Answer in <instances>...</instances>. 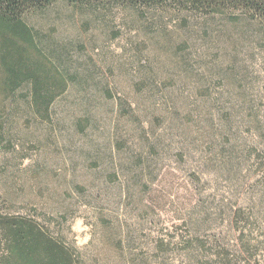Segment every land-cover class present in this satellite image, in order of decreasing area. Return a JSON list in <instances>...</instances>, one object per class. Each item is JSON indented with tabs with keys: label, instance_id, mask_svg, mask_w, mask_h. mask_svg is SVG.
<instances>
[{
	"label": "rangeland",
	"instance_id": "374dc122",
	"mask_svg": "<svg viewBox=\"0 0 264 264\" xmlns=\"http://www.w3.org/2000/svg\"><path fill=\"white\" fill-rule=\"evenodd\" d=\"M152 20L63 3L27 16L47 49L86 83L59 99L53 126L38 121L17 93L0 145V197L15 214H65L61 231L89 264L223 263L183 250L182 238L190 237L184 218L203 203L211 215L205 239L217 236L232 258L264 264V35L255 24L221 18ZM146 58L165 77L175 76L166 83L173 85L170 99L196 106L195 158L181 162L176 143L165 137L162 152H170H161L155 170L154 208L141 212L117 197L97 210L88 203L98 177L89 171L91 161L101 157L103 165L117 166L112 142L122 141L129 163L148 139L144 119L132 115L126 101L138 61ZM110 87L121 97L117 102L102 100ZM203 104L209 105L205 124L197 110ZM87 115L91 127L72 136L70 126ZM77 183H86V195Z\"/></svg>",
	"mask_w": 264,
	"mask_h": 264
},
{
	"label": "trees",
	"instance_id": "16d2710c",
	"mask_svg": "<svg viewBox=\"0 0 264 264\" xmlns=\"http://www.w3.org/2000/svg\"><path fill=\"white\" fill-rule=\"evenodd\" d=\"M60 3L80 11H133L141 16H150L152 25L180 18L184 24L193 17L221 18L231 24H255L257 31L264 35V0H0V145L6 129L11 126L6 115L17 93L26 100L38 121L53 126V110L59 99L69 94L77 84L86 83L65 66L67 62L62 55H53L47 49L39 32L27 22L28 15L45 12ZM136 78L129 86L126 101L131 114L144 119L146 129H141L142 136L147 135L148 139L138 150L139 156H129V163L122 157L121 150L127 144L122 141L112 142V153L119 156L117 166L103 165L101 157L91 161L89 171H98V177L93 179L97 181L92 186L94 200L88 203L96 209L102 201L117 197L140 208L141 212L154 208L153 194L158 177L154 174L164 150L161 147L164 140L176 143L181 162L187 164L195 158L192 156L196 153L193 120L196 106L169 98L173 92L168 89L173 85L167 86L166 83H173L175 76L165 77L146 58L138 61ZM118 98L111 87L103 91V101L117 102ZM208 106L203 104L197 108L203 124L204 110ZM122 111L124 109L120 113ZM215 116L219 118V113ZM92 121L93 117L89 115L80 117L68 132L74 137L82 136ZM138 123L137 129L142 128L144 123ZM169 152L165 150L162 153ZM192 178L195 182L201 180L198 174H193ZM75 189L83 193L79 195H86L87 185L77 183ZM7 203L4 197H0V264H89L61 231L65 214L38 215L36 211L26 215L15 214L7 208ZM209 211V206L200 203L184 218V228L190 235L187 239L182 238L185 254L200 259L203 252V256L221 260V264H247L238 256L232 258L229 249L217 236L205 239L210 226ZM197 262L203 264L202 261Z\"/></svg>",
	"mask_w": 264,
	"mask_h": 264
}]
</instances>
